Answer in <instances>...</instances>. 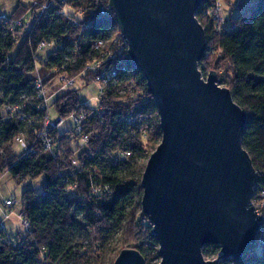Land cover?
<instances>
[{
    "label": "trees",
    "instance_id": "obj_1",
    "mask_svg": "<svg viewBox=\"0 0 264 264\" xmlns=\"http://www.w3.org/2000/svg\"><path fill=\"white\" fill-rule=\"evenodd\" d=\"M66 1L72 10H84L82 21L90 24L83 34L70 28L67 18L56 16L52 7L39 19L28 18L26 32L18 27L11 31V21L28 13L29 5L21 1L7 12L10 21L0 22V178L8 174L18 185L42 180L40 191L34 187L22 191V213L29 226L24 235L11 239L0 227V264H113L125 248L138 250L145 264H151L160 260L159 245L141 215L140 182L162 130L145 78L130 64L128 53L122 50L119 56L127 71L118 74L99 97L102 112L79 100L76 89L49 100L51 112L63 119L86 111L81 124L86 142L73 126L63 131L53 127L54 151L49 154L35 135L42 130L45 113L35 97L33 54L46 87L55 80V70L62 69L71 77H81L85 85L92 82L87 73L83 76L86 65L99 56L94 42L120 34L107 8L109 0ZM215 1L201 0L196 13L207 40L198 67L202 75L217 72V83L229 89L247 115L242 145L257 172L256 195L264 189V0H239L228 14L227 30H219L203 15ZM104 7L107 11L101 16ZM52 38L64 48L37 52L40 41ZM72 48H76L74 56L67 53ZM19 136L26 141L27 153L16 142ZM125 152L130 155L121 158ZM262 216L260 232L264 233ZM114 239L117 246L106 263L104 254ZM245 250L238 262L227 258L219 263L264 264V246ZM202 252L210 259L221 254L216 244L204 246Z\"/></svg>",
    "mask_w": 264,
    "mask_h": 264
},
{
    "label": "water",
    "instance_id": "obj_2",
    "mask_svg": "<svg viewBox=\"0 0 264 264\" xmlns=\"http://www.w3.org/2000/svg\"><path fill=\"white\" fill-rule=\"evenodd\" d=\"M201 0H109L130 64L145 78L160 120V143L140 186L141 215L159 245L158 264L238 262L256 243L263 216L252 205L257 172L242 145L247 115L217 72L198 69L207 52ZM218 245L216 259L202 249ZM113 264H145L121 250Z\"/></svg>",
    "mask_w": 264,
    "mask_h": 264
},
{
    "label": "built area",
    "instance_id": "obj_3",
    "mask_svg": "<svg viewBox=\"0 0 264 264\" xmlns=\"http://www.w3.org/2000/svg\"><path fill=\"white\" fill-rule=\"evenodd\" d=\"M29 9L27 10V14L23 16L22 18H14L13 21H11L12 25L10 27V30H14L15 27L21 28L23 31H27L30 28V23L28 18L31 20L39 19L44 13H46V10L49 8H55V15L56 16H64L67 18V22H69L68 26L77 28V32L79 34H83L84 30L87 28V26L90 24L89 22H83L82 17L84 14V10H78L74 11L72 10V7L67 3L66 0H58L55 2L54 0H47L45 3H39L38 0H27ZM239 0L237 1V5ZM38 6L36 9V12H32V8ZM221 7V2L220 0H216L211 7H209L205 12H203V15L207 14L212 21L215 22V27L218 28L219 30H227L229 25L223 26V21L220 23V17L218 15V11ZM237 7V6H236ZM109 9V7L107 6ZM107 9L101 8L99 14L101 16H104L106 14ZM31 13H33L31 15ZM30 14V16H28ZM28 16V17H27ZM10 15L6 12L0 13V22L3 21H10L9 20ZM218 21V22H217ZM217 23V24H216ZM126 43L124 42L121 33L116 36V38H110V39H105V40H97L94 42V48L98 51L99 56L95 58L94 61L88 63L86 65V69L83 73V76L86 75L87 77L95 84L98 85L99 88V97L104 93V91L107 89L108 84H113L114 80H116L118 74L122 73L124 74L127 71V66L120 59V51L124 50L127 53V45L126 49L124 46ZM38 50H46L49 49V51L53 50H61V48H64V45L62 43H58L56 39L52 38L51 40H42L38 43ZM48 51V52H49ZM47 52V53H48ZM76 52V48H72V50L67 49V53L69 55H73ZM49 54V53H48ZM54 54V53H53ZM74 56V55H73ZM34 91H35V97L38 99L40 102L39 109L43 110L45 113L44 120H43V127L42 130L39 132H36V136L39 138L44 151L48 152L49 154H52L54 151L53 146H52V140H51V135H50V130L53 127L60 126L61 124H65V119L66 118H60L59 116L56 115L55 118L52 117V106L50 104V99L51 96L49 95V89L44 85L43 79L39 75V71L37 68V62H36V57L34 56ZM129 59V56L128 58ZM109 61V63H107ZM80 78L79 76H73L71 77L68 72L65 70H61V72L55 70V82L56 87H57V95L62 94V92H65L67 90H70L73 88V85L76 82V79ZM91 82V83H92ZM8 110L11 112L18 110L16 108L9 109ZM90 109L94 111H101L99 106L92 107L90 106ZM102 112V111H101ZM86 116V111H80V112H75L72 114L69 118H71L72 123H74L73 128L77 134H79L81 140L83 142H86L88 140V135L83 134L82 132V126L81 124L83 123L82 121L85 119ZM134 121V120H133ZM17 144L19 147H22V149L26 150V153L28 150V147L26 145V141L23 139L22 136H19V138L16 139ZM130 154L128 152L123 153L121 158L127 157ZM75 164V162H72ZM71 193V191H69ZM6 207L11 208L13 203L15 204L14 199H6L3 202ZM252 205L255 206V210L257 215L262 216L264 214V189L258 190L256 195H253L252 197ZM11 212V211H10ZM21 217L24 219V226L26 229H28V222L25 218V215L21 213ZM256 243L254 246L260 248V246H264V233L260 232L256 237Z\"/></svg>",
    "mask_w": 264,
    "mask_h": 264
},
{
    "label": "rangeland",
    "instance_id": "obj_4",
    "mask_svg": "<svg viewBox=\"0 0 264 264\" xmlns=\"http://www.w3.org/2000/svg\"><path fill=\"white\" fill-rule=\"evenodd\" d=\"M19 1H21L22 4L28 3L27 0H19ZM19 1L18 0H0V9H2V7L5 9L3 11H0V13L10 12L19 3ZM237 1L238 0H220L221 7L218 11V15L220 17V23L223 21L222 22L223 26L229 24V22H227V18L229 16L228 14L230 13L232 9H235L236 6H238ZM233 15L237 16L236 14H233ZM212 24L215 26L214 21H212ZM41 54L45 55L46 52H41ZM207 75H202V78L206 79ZM56 83L57 82L53 80L49 83L47 87L50 90L49 95L51 96L52 99L55 96H57L58 90L56 87ZM71 89L77 90L79 100H81L83 103L86 102L92 107H95L97 105L98 100H99V88L97 84L92 82V83H88L84 85L83 80H81V77H80L76 79V82L73 85V88ZM51 115L53 118L56 117L54 112H52ZM64 123L65 124H61L60 126H58L59 131H63L66 127L70 128L74 125V123H72L71 118H66ZM41 186H42L41 178L37 180H33V181L26 180V182L21 183V185L16 184L10 178L8 174H4L0 178V227L4 228V230L7 233L6 234L7 237L13 239L17 232L24 233V231L27 230L26 227L24 226V219L21 217V213L23 210V204H21L22 191L26 188H33V187L37 191H40ZM6 199H9V200L14 199L15 204L13 203L11 208L6 207V205L3 203L4 200ZM116 246L117 245H116L115 239L112 240L111 243H109V247L104 254V256L106 257L105 258L106 263L112 257L111 255L113 254V250L115 249ZM204 258L212 260L207 257H204ZM159 261L158 259H154L151 264H158Z\"/></svg>",
    "mask_w": 264,
    "mask_h": 264
},
{
    "label": "crops",
    "instance_id": "obj_5",
    "mask_svg": "<svg viewBox=\"0 0 264 264\" xmlns=\"http://www.w3.org/2000/svg\"><path fill=\"white\" fill-rule=\"evenodd\" d=\"M24 232H25V231H24ZM6 234H7V233H6ZM22 235H24V233H19V232H17L13 239H18L19 237L21 238ZM8 238H9V237H8Z\"/></svg>",
    "mask_w": 264,
    "mask_h": 264
}]
</instances>
